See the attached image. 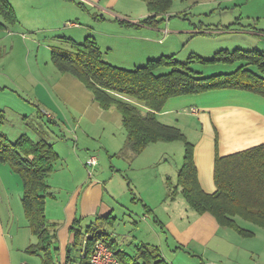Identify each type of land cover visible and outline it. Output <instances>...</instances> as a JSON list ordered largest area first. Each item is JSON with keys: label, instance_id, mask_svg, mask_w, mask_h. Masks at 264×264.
I'll list each match as a JSON object with an SVG mask.
<instances>
[{"label": "rangeland", "instance_id": "1", "mask_svg": "<svg viewBox=\"0 0 264 264\" xmlns=\"http://www.w3.org/2000/svg\"><path fill=\"white\" fill-rule=\"evenodd\" d=\"M9 1L17 22L0 29V131L11 141L24 134L33 140L42 138L52 143L58 158L49 178L50 185L53 183L50 179L55 177L52 175L59 177L62 172V158L67 156L65 161L76 162L82 151L89 153L90 156L85 159L86 155L83 162L90 157L96 159L95 164L88 163L84 167L89 179L100 176L102 181L113 183L112 188L118 191L122 190V184L125 186L124 197H121V191L117 193L112 212L116 218L105 224L111 236L126 249L130 248L129 242L136 240L134 237L154 240L157 234L153 220L155 209L148 213L150 219L144 218L152 210L149 204H155L162 212L165 204L171 205L170 209L175 213L181 212L186 205L182 202L185 200L181 192L171 199L174 179L168 189L162 176V172L173 174L176 171L183 157V142H151L132 162L121 157L115 147L122 146L125 133L118 121V112L114 107H100L84 93L70 102L72 85L63 82L61 72L51 59V51L59 48L74 52L75 44L88 37L96 43L102 42V47L98 46L106 60L127 63L133 58H140L136 64H141L148 58L162 55L174 54L179 61L199 56L207 61L194 59L192 64L202 75L229 72L239 65L238 61L208 60L220 50L232 52L236 47L252 48L254 43L245 33L252 30L255 24L257 27L264 24V18L252 20L256 6L264 8V0H172L169 10L162 16H156L151 23L153 25L144 28L154 42L103 35L98 41V34L93 31L107 28L121 32L146 25L141 23L150 15L145 0H115L112 5H107L105 0L94 5L87 0ZM153 50L156 53H150ZM168 69L170 67H160L155 73ZM48 113L52 114V119L48 118ZM78 129L87 134L79 141L76 138ZM182 130L189 142L198 136L197 131L188 132L185 127ZM107 148L116 151L108 153ZM70 151L74 154H67ZM168 193L169 198L166 197ZM162 197L165 199L160 204ZM63 203L59 198V205ZM55 212L59 213L61 209ZM151 226H154L152 231ZM36 242L37 238L33 236L30 243ZM25 251L23 262L43 264L42 253ZM51 255L57 263L53 246ZM186 259L201 262L200 255L191 256L182 250L168 261L171 264H186ZM72 263L78 264V259L75 258Z\"/></svg>", "mask_w": 264, "mask_h": 264}, {"label": "trees", "instance_id": "2", "mask_svg": "<svg viewBox=\"0 0 264 264\" xmlns=\"http://www.w3.org/2000/svg\"><path fill=\"white\" fill-rule=\"evenodd\" d=\"M149 14L141 23L151 24L156 16L166 13L172 0H145ZM17 22L15 11L8 0H0V29ZM75 44V43H74ZM51 59L61 73H70L93 94L97 104L108 109L114 107L121 115L126 132L118 154L133 159L151 142H183V160L177 172V184L187 205L197 213L209 212L221 226H231L244 235L251 230L235 223L237 217L264 229V143L228 155H215L213 180L215 190L205 192L198 180L193 161V143L186 140L182 131L173 125L161 123L156 116L165 101L172 96L199 94L211 90L238 89L264 97V55L257 50L236 47L217 51L213 62H235L239 65L229 71L202 75L194 68L190 56L179 61L175 55L148 58L132 68H124L106 61L98 44L88 37L75 44L74 52L53 48ZM207 61V60H206ZM160 67H170L156 74ZM1 123V118H0ZM57 152L52 143L44 139L33 140L20 135L11 141L0 131V163L9 164L22 184L20 198L24 216L36 243L28 245V252L42 253L43 264H54L51 247L56 239L57 223L50 222L45 214V197L48 193V176L54 170ZM86 164V163H85ZM86 166V165H85ZM177 190L171 191L176 195ZM115 217H97L84 228L78 220L69 230L73 239L66 249V259H78V264H89L92 245L97 239L105 242L122 264H165L157 247L141 243L135 255L118 250L117 240L105 224ZM75 253L72 257L70 252ZM157 258V259H156ZM153 259V260H152Z\"/></svg>", "mask_w": 264, "mask_h": 264}, {"label": "crops", "instance_id": "3", "mask_svg": "<svg viewBox=\"0 0 264 264\" xmlns=\"http://www.w3.org/2000/svg\"><path fill=\"white\" fill-rule=\"evenodd\" d=\"M87 1L94 5L100 4L102 0ZM105 1L107 5H112L115 0ZM105 8L109 9L108 6H105ZM262 18H264V8L256 6L255 12L252 14V20ZM139 26V29H128L121 32L109 31L107 28L93 31L98 34V41L100 36L103 35V37L112 36L154 42L155 40L148 36L146 29H144L145 26L149 25ZM122 29L124 28L122 27ZM245 34L251 37L252 43H254L252 48L248 49L257 50L264 55V24H261L260 27L255 24V27ZM97 44L102 47V42ZM110 49L108 48V50ZM150 53H156V51L153 50ZM106 61L120 67L132 68L137 65L136 63L140 61V58H133L127 63L119 62V60L117 62ZM61 74L63 82H69L72 85L70 102H74V97H78L83 93L89 100L95 101L92 92L88 88L87 90L75 76L70 73ZM48 114V118L52 119V114ZM118 114L120 117L118 121L123 127L121 115L119 112ZM156 116L163 124L176 126L180 130L185 127L188 132H198V136L191 141L193 143V161L197 171V180L201 188L207 193L213 192L216 188L213 180V163L216 154L220 156L228 155L264 143V97L256 93L238 89H219L199 94L172 96L165 101ZM77 123L80 124L79 121ZM74 124L77 126L76 123ZM78 133L79 135L76 137L78 141L87 136L79 129ZM124 133L125 141V129ZM110 136L113 135L110 134ZM119 145L115 147L116 150L121 149L122 146ZM116 150L107 148L106 151L114 154ZM142 153L137 156H141ZM67 154L73 155L74 153L70 151ZM89 156V153L82 151L76 162L65 161L67 159V156H65L62 158L60 176L52 175L56 178L50 179V182H53L51 185L49 183L51 174L47 178L49 194L45 197V214L47 219L57 223L53 249L58 262L55 263L52 258L54 264H73L74 259H66V249L73 239L69 230L73 221L78 220L84 228L97 217L103 219L107 218L108 215L112 216L118 198L117 193L121 191V197H124L126 191L123 184L122 190L118 191L117 188H112L113 183L108 180L106 182L102 181L103 178H100V176L89 179L84 170L86 161L83 162L84 157L86 159ZM136 158L127 159L132 162ZM182 160L183 157L179 160V165L176 166V171L173 174L162 172L168 189L171 180L174 179L173 190L176 188L177 193L180 192V186L177 184V172ZM127 184H129V181ZM160 191L162 192L163 189ZM22 192L21 180L17 174L11 170L9 164L0 163V264H19L23 262L25 249L31 244L30 241L33 235L30 232L21 206ZM169 193L166 195L167 198H169ZM174 196L172 195L171 199ZM59 198L64 201L62 205H59ZM164 199L165 197H162L159 200L160 204ZM149 205L152 210L147 212L144 218L150 219V214L155 209L156 214L153 215V220L157 227L151 226V231L154 227L157 232L154 240L134 237L136 240L128 243L130 244L129 249L124 248L117 241L116 247L123 254L135 255L136 245L146 243L157 247L159 253L157 258H161L165 264H171L168 260L174 259L179 250L191 256L200 255L201 257L199 263L186 259V264H264L263 228L237 217L235 219L237 226L252 231L251 234L244 235L234 227L221 226L209 212L197 213L189 208L187 203L183 210L178 213L170 209L171 205L165 204L163 212L157 210L155 204ZM58 208L61 209L59 213L55 212ZM127 212L131 213L129 208H127ZM208 253H212V255ZM73 255L75 253L71 251L70 256ZM148 264H151V262Z\"/></svg>", "mask_w": 264, "mask_h": 264}, {"label": "built area", "instance_id": "4", "mask_svg": "<svg viewBox=\"0 0 264 264\" xmlns=\"http://www.w3.org/2000/svg\"><path fill=\"white\" fill-rule=\"evenodd\" d=\"M72 25H76L72 23ZM49 116V114H48ZM95 164L96 159L90 157L86 164ZM19 264H28L26 262H21ZM89 264H122L121 261L114 255L111 249L107 247L105 242L100 239H97L92 245V250L89 257Z\"/></svg>", "mask_w": 264, "mask_h": 264}]
</instances>
